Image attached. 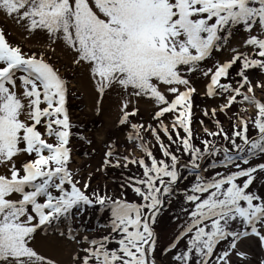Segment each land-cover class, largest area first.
I'll return each instance as SVG.
<instances>
[{"label":"snow or ice","instance_id":"1","mask_svg":"<svg viewBox=\"0 0 264 264\" xmlns=\"http://www.w3.org/2000/svg\"><path fill=\"white\" fill-rule=\"evenodd\" d=\"M0 264H264V0H0Z\"/></svg>","mask_w":264,"mask_h":264},{"label":"rangeland","instance_id":"2","mask_svg":"<svg viewBox=\"0 0 264 264\" xmlns=\"http://www.w3.org/2000/svg\"><path fill=\"white\" fill-rule=\"evenodd\" d=\"M259 95V93H258ZM79 102H74V104H78ZM74 111H79L78 109H74ZM227 126V125H226ZM99 147V146H98ZM83 151V150H81ZM77 159L80 161V163L83 165V164H86V163H91L93 166H95L97 163H98V157H96L95 159L92 158L91 156H83V155H78L77 156ZM110 188L114 187V185H109Z\"/></svg>","mask_w":264,"mask_h":264}]
</instances>
